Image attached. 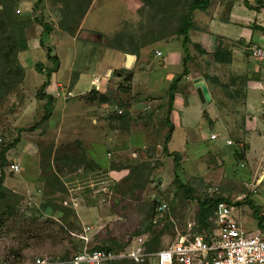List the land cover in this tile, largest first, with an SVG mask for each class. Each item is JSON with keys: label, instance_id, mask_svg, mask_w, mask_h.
<instances>
[{"label": "crops", "instance_id": "0c3cea01", "mask_svg": "<svg viewBox=\"0 0 264 264\" xmlns=\"http://www.w3.org/2000/svg\"><path fill=\"white\" fill-rule=\"evenodd\" d=\"M208 2L205 9L201 11L194 9L190 12L188 18L191 26L187 31L188 43L185 48L181 44L182 36L169 33L161 35L160 38L147 39L137 47L132 44L133 36L129 29H135L140 25L139 10L143 5L142 0H89L86 11L79 14V22L73 34L63 33L54 28V25H52L49 32H43L42 27L34 21L37 13H39L37 9L32 10L33 5L36 3L35 0H8L0 4V9L5 14H7V11L11 13L12 10H15V14L12 12L13 15L10 17L5 15L7 18L6 28L20 44L17 60L23 69L24 77L26 69L38 74L41 77L39 82L40 93L51 98L47 104L50 105V116L47 121L56 112L53 117L57 115L58 121H64L65 118L74 116L72 119L79 121L77 122L79 126H81V122L82 124L89 123V125H86L87 130L83 132L76 129L75 126H73L74 130H69L67 134L62 132V134L65 133L63 136L72 137V141L59 147V159L49 161L48 165L44 166L46 169L42 173H40L41 168L37 167L35 154L30 155L29 162L31 163H29V167L37 171L35 174L37 176L31 177V180L44 186L48 181L47 187L50 184L57 187L62 185L64 195L66 191L68 192V189L75 191L83 184L93 190L94 185H96L94 181L98 177H90L93 176V171H96L94 167H97L102 172L99 177L103 176L97 180L99 181L97 185L104 191V194L109 195V192H107L108 186L111 184L122 185L129 174V167L123 165L118 168H110L112 159L123 156L124 161L129 160V153L132 158H135L132 151L136 149L142 152L149 147L146 144H148L150 136L146 130L151 128V131H155L156 129L144 125H147L150 120L166 119L169 126H165L166 131L163 127L159 132L161 135L165 134L164 136H166L170 131L166 149L168 153L179 155V169L183 170L186 175L188 174V178L196 173L205 172L204 167L208 169L212 166L202 165L199 161L211 156L212 160L222 167L221 174L224 179L239 186V191L232 197L242 194L247 197L244 203H238L239 205L235 207L239 208L242 206L241 204H251V197L258 194L259 187L264 186V128L261 130L262 125L259 123H264V117H262L264 112V0H208ZM20 7L23 8L26 14L16 15V11ZM94 9L104 13L99 25L87 22L89 14ZM30 13L35 15L30 16ZM42 17L43 22L47 25H50L53 20L48 15L42 14ZM157 33H159V30ZM123 34L129 36L122 38ZM43 36L48 38L47 41L53 45L49 43L42 47ZM85 36L94 37V41L88 40L91 37L87 39ZM122 42L124 45H122ZM150 46L154 47L151 49ZM253 47L262 51L263 56L261 59L250 55V49ZM46 50H50V56L56 58L55 62L46 60ZM215 50L230 53V63L228 65L213 63L212 54ZM43 51L45 52L44 60L42 57ZM153 51L160 52V57H155ZM126 55H130L132 58L127 68L125 67ZM153 60H156L158 68L165 72L163 78L151 79L148 76V68L151 76L157 74V72H153L156 70L152 64ZM35 65H40L39 72L35 70ZM183 69L187 74L173 85V94L171 102H169L170 86L174 79L182 74ZM120 72L124 73L123 79L129 77L128 81H124L128 83L131 94L141 98L142 101H144V98L150 100L148 103L152 107V116L150 114L142 116L144 120L137 121L138 125L133 128H130V117L127 116L125 121L128 122L129 129L119 135L121 143L117 144V141L115 144L114 139L118 137L117 130L111 129V132H108L103 128L104 126H100L101 122L98 120L100 116L108 119L111 112L119 115L120 110L115 109V107L120 108V103L114 105L110 104V101L108 103L89 102L97 104L89 107L88 101L85 102V96L90 91L102 95L106 94L105 90L110 85V80L111 82L112 80H119L122 76ZM173 73L175 74L173 75ZM113 74L115 76H112ZM118 75L120 76L118 77ZM203 75L215 78L220 84H228L230 77L233 76H245L247 81L243 89V100L240 101L232 93L236 87L231 83L227 87V91L232 94L231 99L224 96V94H216V89L204 81ZM197 79L202 81L208 100L202 99L201 102L197 97L193 85V81ZM58 93L60 95L66 93L68 98L55 100L58 98ZM216 96L222 99L217 98L220 104L223 103L224 105L221 104L222 113L225 112V114L223 113L224 118L220 116L221 114L216 106ZM43 100L47 101L46 99ZM81 101L84 104L87 103L84 110L80 108ZM164 103L163 107L162 104ZM256 105L261 106L259 116L254 114L257 111ZM56 108H59L58 111ZM128 108L129 116L135 113L136 116L140 117L137 115L138 111L135 107ZM238 108L242 110L244 120L240 121L242 124L238 123V126H233L232 114H237ZM196 111L198 116H196ZM202 120L207 123L206 130L211 131V129L216 128L222 136L219 137L218 134H215V138L211 140L209 136L214 133L209 132L207 143L201 144L196 137H198L199 125ZM226 122L229 127L224 124ZM51 125L53 124L48 123V127H51ZM234 131L239 132L234 133ZM242 132L244 133L242 143H232L234 146L240 144L244 148L240 160L234 156L237 147L225 146L224 141L229 140L227 136L230 133L238 134ZM175 134L179 137H185L178 149L170 147ZM57 135H59V132H57ZM80 140H83V146L87 145L86 148L80 145ZM97 146L101 147L105 158L102 167L99 161H96V150L95 152L93 150ZM155 147L161 152V145ZM95 153L96 156H94ZM162 157H164V167L169 170L168 175L172 176L173 164L170 157H165L161 153L160 156L156 157L154 154L149 158V161H161ZM81 158L85 160L83 164L91 162L88 164L92 165V168L90 167L86 170L87 173H84L86 178L81 175L82 166L79 165ZM213 161L211 162L214 163ZM236 161L243 164L242 169H247V173L237 179L229 170V167H232V162ZM143 162L144 159H140L134 166ZM56 170H59V172L56 173ZM180 170L179 172H181ZM179 172V182L184 184L187 181V179L185 180L186 176L182 178L181 175L180 179ZM9 175L13 176L15 173L10 171ZM202 175L205 174L202 173ZM53 176H56L57 181H53ZM27 179L30 180L29 176H27ZM165 186V188L161 185L160 188L158 187V196L167 189V185ZM252 190H255L254 194L251 193ZM38 191L37 189L36 194H38ZM210 194L208 197L211 196ZM228 194V192H223L221 196L227 197ZM167 195L169 197L173 196L172 192ZM257 197L264 196L258 195ZM39 198L40 204L37 208L30 206L32 201L29 199L25 200L24 205L19 204L20 208H16H23L27 216H29V213L33 216L42 213L50 215L52 210L59 213L63 210L59 203V205L53 203L55 197ZM70 201L72 207L75 208L79 205L80 200L71 199ZM64 203L61 204L65 206ZM27 204L30 207H27ZM16 208H14V211ZM168 217L169 208L167 206V212L163 218L167 219ZM234 219L241 223L238 216H234ZM256 220V225L247 231L255 228L264 231V211ZM259 222L261 224L258 227ZM187 224L193 226L192 222L187 221ZM80 237L82 238V236ZM131 239L129 237L127 242Z\"/></svg>", "mask_w": 264, "mask_h": 264}, {"label": "rangeland", "instance_id": "374dc122", "mask_svg": "<svg viewBox=\"0 0 264 264\" xmlns=\"http://www.w3.org/2000/svg\"><path fill=\"white\" fill-rule=\"evenodd\" d=\"M4 1L8 0H0V4H2V2L4 3ZM41 2L45 12H47L45 15L53 18L50 23L54 25V28H56L57 23L61 20L58 18L54 9L59 5V3H57L56 0H41ZM68 2H71V0ZM184 3H186L185 0H177L174 2V5L176 4L178 6V11L182 12L184 10L182 8ZM152 5L153 7L155 6V9L159 10L174 6L169 0H154ZM12 12L15 14V10H12ZM12 12L10 13V11H7V14H5L3 11L2 15L4 14L10 17L13 15ZM37 12L39 11L37 10ZM18 14L21 16L26 14V12L20 7L18 8L16 15ZM34 15V13H30V16ZM38 16L40 17L39 13H37L36 17ZM103 16L104 13L95 11L94 9L89 14L87 22L99 25ZM41 19H43L42 16ZM154 21H156V19ZM165 25L167 24H164V26ZM164 26L154 29V26L151 24L143 26L140 24L135 29H129V32L132 33L133 36L132 44L137 47L147 39H155V37H149V32L157 33L159 30V33L162 34L165 28ZM86 37L87 39L91 37V39L88 40L94 41V37L85 36V38ZM47 40L48 38L44 36L42 37V47H45V45L50 43ZM50 45L53 44L50 43ZM153 47L154 46H150L151 49ZM0 52L1 55L3 53L6 58H9L12 54L11 45L9 43H5L3 46L0 45ZM44 54L45 52L43 51V60ZM157 63L158 62L156 60L152 61L153 67L156 68L153 72H157L155 76H151L149 68L147 69V74H149L148 76L151 79H160L165 75V72L158 68ZM123 74L124 73L120 72V75L122 76L119 80H112V82L110 80V85H108L105 90V93L110 96V104L115 105L120 103V108L115 107V109L117 108L120 110V112H118L120 114L117 115L115 112H111L108 119H104L102 118L103 116H100L98 120L101 122L100 126H104L103 128L108 130V132H111V129L117 130L118 137L114 139L115 144L117 141V144L121 143L119 135L124 133L123 131L127 132L129 129L128 122L125 121L127 116L130 117V128L138 125L137 121L140 122V120H144L142 116L144 117L149 114L152 116V107L148 103L150 100L144 98V101H142L141 98L131 94L130 88L127 85L128 83L123 79ZM174 74L175 73H173V75ZM120 75H118V77ZM112 76L115 75L113 74ZM40 80L41 77L38 74L26 69L25 77L23 76L22 81L12 88L5 95V97L0 100V150L7 145L13 144L10 152L7 154V162L3 168L4 175L2 185L10 192L9 197L12 202L16 204L15 208H20L19 204L24 205L23 203H25V200L28 199L32 201L30 206L37 208L40 204L38 200L40 199L39 197H55L53 203L57 205L60 204L63 210L60 211L61 213L52 210L50 212L52 214L50 215L42 213L43 215L40 214L33 216L29 213V216H27L25 215L26 213L19 215L16 208V212L14 211L12 216L3 220V223L0 226V259H11V257H13L14 259L26 264L32 263L35 258H58L67 260L86 247V249H92L118 246L121 242L134 236L136 231L145 229L149 225H152L151 221L152 219L154 220L152 211L155 206L160 203H165L169 207V217L165 219V221L160 220L157 224L158 227L153 230L162 231V235L159 238V246L163 247L173 241L177 237V234L184 231L187 221L193 223V230H201L195 227L194 224L197 221L196 214L198 213V201H202L204 198L213 199L215 197H222L221 193L228 192V201L230 203L234 202L235 197L232 196L237 194L239 186L224 179L221 174L222 167L216 164L212 160L211 156L199 161L202 165L212 166L211 168L208 167V169L204 167L205 172L202 173L205 175H202V173L199 172L188 178V174L186 175L183 170H180V179L181 175L182 178L186 176L185 180L187 179V181L184 184L191 188L188 198L184 197L183 191L177 187L178 182L173 180V175H168L169 170L164 167V157H162L161 161H149V158L154 156V154L156 157L160 156L161 152L159 149H156L155 146H160L163 141L165 134L161 135L159 131L163 127L166 131L165 126H169V122H167L166 119H159L157 121L150 120L147 125H144L152 126L153 129H156L155 131H151V128L149 127L150 129L146 130L150 136L148 144H146L149 147L144 149L142 152L136 149L132 151V153L135 154V158H132L129 153V160L124 161L123 156H117L112 159L110 168H118L122 165L131 168L140 159H144L143 163L145 168L142 170L143 174L142 172L131 173L130 176H127L128 178H126L122 185H109L107 190L109 195L104 194V191L99 188V185H97L99 183L97 180L103 177H99L102 173L100 171H93L94 174L90 177H98L96 181H94L96 185H94L93 190L83 184L75 191L68 189V192L66 191L64 195L62 185V187H57L53 184H50L47 187V183L46 186L43 184L38 185L36 181L31 180V177L33 178V176H37L35 175L37 171L33 170L32 167H29V163H31L29 162L31 157L30 155L35 154L37 157V167L41 168L40 173H42L43 170L46 169L44 166H47L49 161L59 159V147L72 141V137L69 138L63 135H65V133L67 134L69 130H74L73 126L83 132L87 130L86 125H89L88 122L87 124H82L81 122V126H79L77 123L79 121L72 119L74 116L67 117L64 121H58L57 115L56 117H53L56 112L53 113L48 121L46 120L45 122H41L46 109H50V105H47V101L45 102L44 100H39L35 97L38 92H41L39 88ZM163 83L166 84L165 82ZM216 94L221 95L218 90H216ZM119 97L120 99L118 100ZM58 98L55 100H60L62 98L65 99L68 98V96L66 93H63L62 95L58 93ZM217 98L219 97L216 96V106L221 114L220 116L223 117V113L225 114V112L222 113L223 108L217 105L219 102ZM85 104L82 101L80 102L79 105L82 110L86 108ZM88 104L89 107L91 105H97L89 102ZM164 105L165 103L162 104L163 107ZM132 106L137 109V115L140 117L136 116L135 113L129 116L128 107ZM255 108L257 111L254 114L255 116H259L261 106L256 105ZM58 109L59 108H56L57 111ZM163 110L164 108L162 111ZM195 113L196 116H198L197 111ZM241 113L242 110L238 108V115L232 114V119H234L232 124L233 126H238V123L242 124L240 121L242 119L244 120V117L243 113L242 115ZM48 123L53 125L48 127ZM259 123L262 125V130L264 128V123ZM224 124L229 127L227 122ZM206 125L207 123L205 120H202L199 125V131L197 134L198 137L196 138L201 144L207 143L209 132L214 133V135L218 134L219 137L222 136L216 128L211 129V131L208 129L206 130ZM21 129H23V131L18 132ZM57 132H59V135H57ZM62 132L65 133L62 134ZM235 132L237 133L239 131H234V133ZM231 134L233 133H230L227 138L231 140L232 143H242L244 138L243 132L233 135ZM183 140H185V137H179L175 134L170 147L172 149H178ZM79 143L83 146V140H80ZM236 146L237 145H233V147ZM83 147L86 148L87 145ZM93 150L94 152L96 150V161H99V164L102 167L105 158L103 157L101 147L97 146L96 149ZM96 153L94 156H96ZM248 163L250 164L249 161ZM11 164H16L18 166V173L14 172L15 175L13 176L9 175V165ZM240 165L243 167L242 163L239 164L236 161L232 162V167L235 166L234 168L231 166L229 167V170L235 176V179L243 177V175L247 173V169H242ZM87 167L88 169L90 167L92 168V165L88 164ZM84 170L85 169L81 168L82 176L85 175L84 173H87ZM27 176H29L30 180L27 179ZM84 177L86 178V176ZM160 185L163 188L167 185V189L163 193L161 192L162 194L158 196L157 189L158 187L160 188ZM37 189L39 190L38 194H36ZM170 192L173 194L172 197L167 195ZM209 193H211L210 197H208ZM258 195L264 196V186L259 187L258 194L251 197L250 205L241 204L242 206L239 208L235 207L233 210L232 215L240 218V224L246 230L252 229L256 225V218H259L261 212L264 211V197H257ZM71 199H79V205L73 208L70 201ZM62 202H65V206L61 204ZM21 209V211H24L23 208ZM80 236L84 237V241L79 240L81 239ZM65 256L67 258H65Z\"/></svg>", "mask_w": 264, "mask_h": 264}, {"label": "trees", "instance_id": "16d2710c", "mask_svg": "<svg viewBox=\"0 0 264 264\" xmlns=\"http://www.w3.org/2000/svg\"><path fill=\"white\" fill-rule=\"evenodd\" d=\"M35 1L36 3L33 5L32 10L37 9L39 11L40 17L39 16L36 17L34 21L37 22V24H39L42 27L43 32L47 33L52 29V24L50 23V25H47L46 23L43 22L41 16L42 14L45 15L47 12H45L41 0H35ZM68 1L56 0V2L59 3V5L55 7L54 10L58 18L61 20L57 23L56 28L62 31L63 33L73 34L79 22V14L81 12L86 11L89 0H71V2ZM169 1L174 5V2L177 0H169ZM185 1L186 3H184V7H183L184 10L180 12L178 11L177 9L178 6L176 4L174 6L168 8H162L159 10V9H155L154 8L155 6L153 7L152 5V3L154 2L153 0H142L143 5L142 8L139 10V17H140L139 23L141 24V26L151 24L154 26V29L162 27L164 26V24H167L164 26L165 28L162 34L160 35H166L169 33V34H177L182 36L181 44L182 47L185 48V45L188 43L187 31L191 26L188 18L190 12L194 9H198L201 11L205 9L209 3L208 0H185ZM2 12L3 11L0 9V45L3 46L5 43H9L12 47V54L9 58H6L5 55L3 53L1 55L0 52V100L3 99L5 95L12 88L18 85L22 81L24 76L23 69L17 60V53L20 50V44L18 40L15 37H13L10 32L6 30L7 18L4 14L2 15ZM155 19L156 21H154ZM149 36L155 38L160 37L159 33H153V32H149ZM196 50L198 51L197 47ZM46 60L51 62L56 61L55 57L50 56V50H46ZM230 61H231L230 53H226L220 50H215L214 53L212 54V62L215 64L228 65ZM35 70L39 72L40 65H35ZM186 74L187 73L185 69H183L182 74L180 76H177L172 82V85L170 86L169 89V102H171V96L173 94V85L175 84V82L179 81L182 77L186 76ZM202 77L209 86H212L216 90L220 91L221 94H224V96L230 99L232 98V94L230 91H227L228 84L231 83L232 85H235L234 87H236V89H234L232 93L236 96L237 99H240V101L243 100L244 98L243 89L245 86V82L247 81L245 76L230 77L228 84L227 83L220 84L215 78L209 77L208 75H203ZM124 80L128 81L129 77H126ZM85 97H86L85 101L88 102L108 103L110 101L108 94L102 95L94 91H90ZM36 98L40 100L46 99L47 104L50 102L51 99L50 97L42 95L40 92L36 94ZM219 103L220 102H218L217 105L221 107L223 103H221L222 105ZM49 113L50 110L46 109L45 114L41 119V122H45L47 120V118L49 117ZM166 121L168 122V120ZM22 131L23 129L19 130L18 132H22ZM169 133H167V135L164 136L163 141L161 143V154L165 157L171 158L173 164V178H174L173 180L175 182H178L177 187L183 191L184 197L188 198L189 197L188 194L189 192H191V188L186 184L180 183L178 178V172L180 170L179 169L180 157L177 153H168L166 149V145L169 140ZM12 146L13 144L7 145L0 150V226L3 223V220L12 216V213L14 212V208L16 206V204H14L9 197L10 192L2 185V181H3L2 170L6 165L7 154L10 152ZM243 152H244L243 147L237 148L234 151V156L236 157V159L241 160L243 156ZM84 161L85 160L81 158L79 160V165H81L82 168L85 169L84 171H86L88 170L87 164L91 162L83 164ZM144 168H145L144 163H140L135 166H132L131 168H129L128 176H130L131 173L133 172L141 173ZM95 169L96 171H100V169H98L97 167H95ZM57 172H59V170H56V173ZM52 179L53 181H57L56 176H53ZM47 182L48 181H46V183ZM217 202H223L227 205L230 204L227 197H215L213 199L204 198L202 201L197 202L198 204V213L196 214L197 221L194 224L199 230L203 229L208 234L211 233L214 227L213 225L214 207ZM234 205L237 207L239 204L235 203ZM155 208L152 211L154 217V220L152 219L151 221L152 225L151 226L149 225L145 229H140L136 231L134 233V236L131 237V238H135L137 236L148 235L149 241L145 245V247L146 250H151V251L153 250L155 251L160 248L159 238L162 235V231H154L153 229L158 227L157 224L160 220L165 221L166 219L163 218V219L155 220ZM260 224L261 222L258 223V227L260 226ZM126 245H127V239L121 242L118 246L116 245L111 247H99L96 248V250H104V251L118 250L124 248ZM65 258L67 257L65 256Z\"/></svg>", "mask_w": 264, "mask_h": 264}, {"label": "built area", "instance_id": "2783aa9c", "mask_svg": "<svg viewBox=\"0 0 264 264\" xmlns=\"http://www.w3.org/2000/svg\"><path fill=\"white\" fill-rule=\"evenodd\" d=\"M125 36L129 35L123 34L122 38ZM152 53L155 57H160V52ZM250 55L261 59L263 53L253 47L250 49ZM209 138L213 140L215 135L211 134ZM224 144L233 146L230 140H225ZM237 148H241V145H237ZM9 170L17 172L18 166L9 165ZM251 193L254 194L255 190ZM246 200L247 197L242 194L235 197L234 202L229 205L217 202L214 207V227L211 233L208 234L205 230L195 231L191 224H187L184 231L177 234L173 241L155 251L146 250L148 235H142L132 238L124 248L118 250L83 248L67 260L35 258L30 264H264V231L256 228L247 231L232 215L234 204L244 203ZM16 210L19 215L24 213L22 209ZM166 212L167 205L158 204L155 208V218H163ZM81 240L84 241V238L82 237ZM0 264L26 263L11 257V259H0Z\"/></svg>", "mask_w": 264, "mask_h": 264}, {"label": "water", "instance_id": "95a60500", "mask_svg": "<svg viewBox=\"0 0 264 264\" xmlns=\"http://www.w3.org/2000/svg\"><path fill=\"white\" fill-rule=\"evenodd\" d=\"M131 59L132 58L130 55H126V60H125V67L126 68L130 64ZM193 85L195 87V93H196L197 97L199 98V100L201 102H202V99L208 100V95H207L206 89H205L202 81L200 79H197V80L193 81Z\"/></svg>", "mask_w": 264, "mask_h": 264}, {"label": "clouds", "instance_id": "9594fccd", "mask_svg": "<svg viewBox=\"0 0 264 264\" xmlns=\"http://www.w3.org/2000/svg\"><path fill=\"white\" fill-rule=\"evenodd\" d=\"M237 147V146H236Z\"/></svg>", "mask_w": 264, "mask_h": 264}]
</instances>
